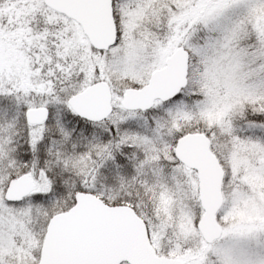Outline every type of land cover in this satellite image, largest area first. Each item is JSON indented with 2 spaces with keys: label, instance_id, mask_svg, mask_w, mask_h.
<instances>
[{
  "label": "snow or ice",
  "instance_id": "1",
  "mask_svg": "<svg viewBox=\"0 0 264 264\" xmlns=\"http://www.w3.org/2000/svg\"><path fill=\"white\" fill-rule=\"evenodd\" d=\"M0 264H264V0H0Z\"/></svg>",
  "mask_w": 264,
  "mask_h": 264
}]
</instances>
